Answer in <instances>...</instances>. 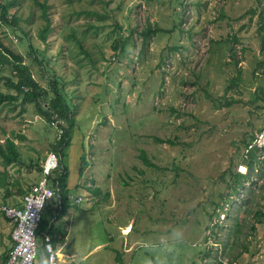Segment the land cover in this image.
<instances>
[{"label":"rangeland","instance_id":"374dc122","mask_svg":"<svg viewBox=\"0 0 264 264\" xmlns=\"http://www.w3.org/2000/svg\"><path fill=\"white\" fill-rule=\"evenodd\" d=\"M13 15L0 39L48 89L45 104L58 81L74 119L53 174L67 172L65 216L59 198L43 211L68 234L60 261L142 264L145 239L179 227L176 264H264V0H18ZM18 76L5 67L0 93L16 95ZM51 123L22 97L0 105V142L19 152L0 157V205L40 180L60 136ZM11 232L0 213V262Z\"/></svg>","mask_w":264,"mask_h":264},{"label":"trees","instance_id":"16d2710c","mask_svg":"<svg viewBox=\"0 0 264 264\" xmlns=\"http://www.w3.org/2000/svg\"><path fill=\"white\" fill-rule=\"evenodd\" d=\"M18 0H7V1H0V17L4 22L12 23L14 26H18L19 19L13 15L11 18L9 17V11L12 9V7L15 6ZM39 4V3H37ZM43 9V18L46 20L47 25L44 27V29L40 32L41 39L43 41L47 40V36L50 33V20L48 18L47 13V7L46 5H41ZM262 31H264V23L261 28ZM156 33V30H154L152 27H149L145 32L144 36H153V34ZM263 34V40H264V32ZM114 49L118 50L120 47V41H116L114 43ZM264 48V45H263ZM5 67H10L11 70L18 74V83H14L11 80L7 81V84L10 88L15 89L16 95L11 94H3L0 93V105L5 102H11L14 103L19 100L20 97H22V103H28V104H35L38 107L39 112L47 117L48 121L55 122L58 124V127L62 129L63 133L60 134V138L57 140L56 144L52 145V151L56 152L59 155H62L63 148H65L68 143L70 142V134L72 129L74 128V119L71 115V110L67 104L66 98L64 96V93L61 91V87L58 84L57 80H54L50 83V91L53 93V98L48 104H45L42 100L44 96L48 93V89L43 87L39 81H37L33 76L32 72L30 70V67L27 65H24V58L20 54L14 53L11 49H9L3 41L0 39V75L2 73V70ZM46 110H48L46 112ZM62 119L68 122V128L65 129V127L62 124ZM157 139V138H156ZM157 142L159 143H169L172 144L170 140L164 141L157 139ZM254 150H257V146H255ZM252 155H254L253 151H250ZM251 155V156H252ZM19 156V152L17 150L16 145L13 141L7 140L4 144L0 142V157L3 158L4 164H12L17 160ZM142 162L145 166L148 167V169L155 168V163L149 159L147 154L142 151V154L140 156ZM62 159V156H61ZM249 166H252L251 163H249ZM83 171V168L82 170ZM41 172V167H40ZM67 176V172L64 170L62 174H60V179L56 177V181L59 182L60 185V194L59 199L61 201V209L60 213L62 216L65 215V206L67 205L68 198H67V184L65 181V177ZM234 177L236 178V183L240 184L239 179L241 180V177H244L242 174H234ZM161 183V182H160ZM159 184V183H158ZM234 186H231V188ZM236 190H238V187H235ZM154 190L156 191V195L159 194V191L157 189V186H154ZM20 194H25L22 190L19 191ZM23 194V195H24ZM109 196V195H108ZM256 218H259V222L261 219L264 218V213L258 212L256 214ZM46 234H51L52 236L55 235V230L52 228V226L49 227L48 221L43 216L37 235L39 236L40 241V260L38 264H47V253L45 249V241L44 237ZM53 241H55V238L53 237ZM8 259V255L6 256L5 260ZM116 260L123 264V261L121 259V255L118 254Z\"/></svg>","mask_w":264,"mask_h":264},{"label":"built area","instance_id":"2783aa9c","mask_svg":"<svg viewBox=\"0 0 264 264\" xmlns=\"http://www.w3.org/2000/svg\"><path fill=\"white\" fill-rule=\"evenodd\" d=\"M59 167V156L55 152L49 153L42 165L40 181L33 185L23 197V207L0 206V212L13 226L12 248L8 259L2 264H37L41 252L37 233L43 211L48 201L60 195L59 183L53 179L54 171ZM44 240L47 264H63L56 253L51 237L45 234Z\"/></svg>","mask_w":264,"mask_h":264},{"label":"clouds","instance_id":"9594fccd","mask_svg":"<svg viewBox=\"0 0 264 264\" xmlns=\"http://www.w3.org/2000/svg\"><path fill=\"white\" fill-rule=\"evenodd\" d=\"M54 123L55 122L51 123L52 126L55 125ZM56 125L58 127L57 123H56ZM62 131L63 130L58 127L59 135L63 133ZM59 138H60V136H59ZM51 152H53V151H51ZM57 155L59 156V159H61V156L59 154H57ZM43 163H42V165H43ZM245 172H246V170H245ZM41 177H42V166H41ZM41 177H40V179H41ZM53 179L56 180V177H53ZM59 188H60V185H59ZM29 190L23 195V197L29 192ZM60 197H61V194H60ZM56 198H59V197L57 196ZM78 203H81L80 200H78ZM0 206H3V205H0ZM1 214L4 215L3 213H1ZM184 241H185L184 232L179 227H172L167 232L160 234L155 239H145L144 244H143V249H144L145 255L143 257L142 264H176V250L180 245H182L184 243ZM39 260H40V257L38 259V262H39ZM38 262H37V264H38Z\"/></svg>","mask_w":264,"mask_h":264},{"label":"crops","instance_id":"0c3cea01","mask_svg":"<svg viewBox=\"0 0 264 264\" xmlns=\"http://www.w3.org/2000/svg\"><path fill=\"white\" fill-rule=\"evenodd\" d=\"M40 176H41V172H40ZM35 184H37V183H35ZM34 184V185H35ZM31 188V187H30ZM29 189V188H28ZM23 195H22V197H21V200H20V203H18V204H14V205H8V204H2V205H7V206H12V207H17V208H22L23 207ZM78 200H80V202H82L83 201V198L82 197H79L78 199H77V201ZM88 201H89V199H88ZM59 202H60V204H61V201H60V199H59ZM89 203H92V200L90 199V201H89ZM61 209V206L59 207L58 205H57V210H60ZM65 216V215H64ZM64 216H63V218H64ZM6 217V216H5ZM59 218V217H58ZM63 218H61V219H63ZM7 219V218H6ZM55 220H57L56 218L55 219H53L52 221H50V223H49V227L50 226H52V228H54V230H55V235L54 236H52L51 234H48L50 237H51V240H52V242H53V246H54V243H56L57 244V240H62L63 242H62V245L60 246V249H63V247L66 245V240L65 239H67V237H68V234H66L65 236H64V234H62V233H59V229L58 228H56V226H55V223H56V221ZM7 221L9 222V220L7 219ZM9 224H10V222H9ZM11 227H12V229H13V226L11 225ZM57 231H58V233H57ZM64 231V230H63ZM65 232V231H64ZM12 233V232H11ZM46 234V233H45ZM53 237L55 238V241H53ZM10 238H11V236H10ZM12 240V239H11ZM13 244V243H12ZM55 250L57 251V249L55 248ZM60 257H64V255L62 254V253H60V254H58ZM5 260H3L2 262H0V264H2L3 262H4ZM64 264V263H63Z\"/></svg>","mask_w":264,"mask_h":264}]
</instances>
